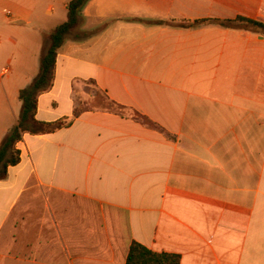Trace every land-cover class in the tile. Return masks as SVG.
<instances>
[{
	"label": "crops",
	"instance_id": "obj_1",
	"mask_svg": "<svg viewBox=\"0 0 264 264\" xmlns=\"http://www.w3.org/2000/svg\"><path fill=\"white\" fill-rule=\"evenodd\" d=\"M69 1L0 0V142ZM238 16L264 0H87L35 114L72 123L25 133L0 180V264H125L134 241L264 264V33L206 20ZM90 82L132 113L75 116Z\"/></svg>",
	"mask_w": 264,
	"mask_h": 264
},
{
	"label": "trees",
	"instance_id": "obj_2",
	"mask_svg": "<svg viewBox=\"0 0 264 264\" xmlns=\"http://www.w3.org/2000/svg\"><path fill=\"white\" fill-rule=\"evenodd\" d=\"M87 0H70L67 4V19L55 26L45 35L40 57L38 73L32 78L31 82L19 90L21 109L16 123L8 130L0 142V180L7 176L9 166L16 165L20 161V151L16 148L25 133L43 134L56 131L67 127L72 123L73 118L67 116L55 121H42L35 117L38 96L47 91L53 83L54 68L59 48L64 41L70 37H78L75 30L81 18V10ZM219 23L227 27H237L246 30L264 32L262 22L245 17L234 19H206ZM206 20H197L201 23ZM119 110L125 107L109 101ZM81 110L75 108L74 115L77 116ZM136 118H142L140 114L134 113ZM151 123V122H150ZM153 127H157L154 123ZM180 256L168 252H156L138 242H132L128 251L125 264H179Z\"/></svg>",
	"mask_w": 264,
	"mask_h": 264
},
{
	"label": "rangeland",
	"instance_id": "obj_3",
	"mask_svg": "<svg viewBox=\"0 0 264 264\" xmlns=\"http://www.w3.org/2000/svg\"><path fill=\"white\" fill-rule=\"evenodd\" d=\"M264 33V32H263ZM6 79L4 77L2 79V82ZM77 89V95L75 97V105L77 106L78 109L80 110H85V109H101V108H106V109H113L117 110L120 112H123L125 114H131L132 112L127 110V109H122L119 110L116 106L112 105L107 97L104 95L103 92L98 90L94 85L90 83H87L84 85L85 91H83L80 88V85H76L75 87ZM3 93V85L2 83L0 84V95ZM6 108L0 106V121L4 120V116L6 114ZM145 121V120H144ZM148 125L153 127V124L145 121Z\"/></svg>",
	"mask_w": 264,
	"mask_h": 264
},
{
	"label": "built area",
	"instance_id": "obj_4",
	"mask_svg": "<svg viewBox=\"0 0 264 264\" xmlns=\"http://www.w3.org/2000/svg\"><path fill=\"white\" fill-rule=\"evenodd\" d=\"M4 71H6V70H4Z\"/></svg>",
	"mask_w": 264,
	"mask_h": 264
}]
</instances>
